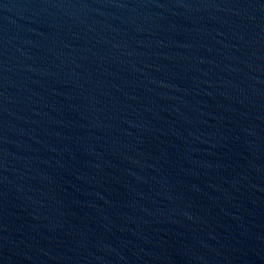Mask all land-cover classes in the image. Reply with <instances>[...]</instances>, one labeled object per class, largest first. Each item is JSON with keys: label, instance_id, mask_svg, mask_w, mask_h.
Listing matches in <instances>:
<instances>
[{"label": "water", "instance_id": "1", "mask_svg": "<svg viewBox=\"0 0 264 264\" xmlns=\"http://www.w3.org/2000/svg\"><path fill=\"white\" fill-rule=\"evenodd\" d=\"M0 264H264V0H0Z\"/></svg>", "mask_w": 264, "mask_h": 264}]
</instances>
